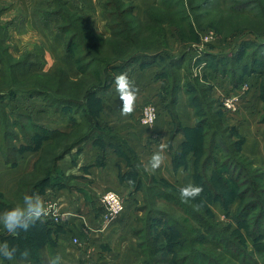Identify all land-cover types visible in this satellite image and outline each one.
<instances>
[{
  "label": "rangeland",
  "instance_id": "374dc122",
  "mask_svg": "<svg viewBox=\"0 0 264 264\" xmlns=\"http://www.w3.org/2000/svg\"><path fill=\"white\" fill-rule=\"evenodd\" d=\"M108 1L110 0H0V146L3 145L6 149L3 152L8 153L9 148L16 149L17 152L36 148L42 151L41 163L52 166L51 156L61 154L64 148H66L65 151H71L76 146V142L81 140L78 138L84 132L98 139L102 137L90 132L91 127L95 131H103V136L106 133L107 139L110 140L113 134L110 132L112 129L108 128L106 121L101 120H104L103 116L113 114V105L117 103L114 100L117 97L112 95L115 89V76L126 72L134 81L139 61L130 62L129 59L135 54L144 55L143 52L159 53L161 55L159 61L147 62L149 59L145 57L146 64L158 63L162 68V62L168 63L176 57L184 58L180 62V69L173 65L172 70L182 75L192 74L188 83L195 84L196 93L201 100H208L213 105L211 110L203 106L202 109L207 113H218L224 127L233 134L232 141L240 143L243 154L232 150L233 160L247 163L244 157L248 158L252 161V164L245 167L249 169L248 174L250 171L253 172V169L264 174V72L245 70L239 87H235L228 75H224L221 71L217 73L213 67V64L217 66L218 62L221 67L224 65L230 67L229 63L231 64L237 58H231V55L238 52L243 53L237 63L238 70L247 68L250 64L254 66L256 56L259 59L257 67H264L260 64V61L264 63V46H262L264 0H118L117 2L111 0L113 1L111 6L108 5ZM129 5L134 7L133 11L128 10ZM115 10L118 13L110 19L108 13ZM110 22L118 23L116 29L120 34L117 38L109 40L111 28L108 24ZM92 29L98 34L109 36L104 44L95 40L98 38L96 33H88L87 30L93 31ZM71 37H74L73 44L68 46ZM87 64V74L83 75L79 67H85ZM59 69L68 71L70 81L75 82L71 84L69 79H63ZM216 74L228 76L230 80L227 81L228 86L223 85L217 77L216 80L212 78ZM253 75L257 77H252ZM194 77L197 78V82L193 79ZM77 78L81 79L79 83L78 80L76 81ZM171 80H175L174 75ZM237 89L240 90L241 96L238 109L235 111L224 109L222 106L224 96L233 94L232 92ZM43 93H46V97ZM68 97L75 98L77 104L69 106L67 103L69 101L66 100ZM248 97L260 102L257 114L253 112L238 114ZM136 103L140 102L136 101ZM149 103L154 102L139 104L143 105L140 119L143 108ZM163 103L165 104L164 101ZM250 105V109H256L255 102ZM217 106L222 110V116ZM161 108L162 106H158L159 116ZM22 116L30 117L32 123L29 119L30 124L26 122L21 118ZM64 116L65 123L63 125L57 123L56 120ZM98 117H101V120ZM209 117L215 118L214 114ZM255 117L260 127H263V135H261L263 145H260L261 149L257 150L252 157L244 153L243 149L253 146L252 139L255 134L251 131L252 135H250L248 121L254 120ZM14 121L20 122L13 125ZM74 121L79 123L75 124ZM202 131L208 134L203 140V148L208 149L210 129L206 125ZM24 132L28 134L32 142H36L31 144L26 141ZM50 132H60L62 135L50 134ZM188 134L192 136V132ZM116 138L128 143L124 136L119 135ZM47 142L49 144H44ZM200 142L201 140H194L195 145ZM127 148L130 150V146ZM184 149L180 155L176 156V160L182 161V164L186 163ZM44 151L48 153L44 154ZM134 153L132 163L142 165L136 152ZM15 155H17L16 152H11L12 157ZM128 158V161L132 160L129 156ZM193 159L195 161V158ZM57 167L59 170V165ZM233 168L235 169V166ZM32 171L31 173L34 172ZM147 171L150 172V170ZM59 173L63 181L69 177L61 170ZM192 173L193 185L199 186L195 179V168ZM208 174L214 175L215 172H208ZM237 174L243 179L242 171ZM150 178L148 181L153 183ZM72 179H75L73 181L77 183L78 179L72 176L69 181L72 182ZM254 180L256 183L240 187L246 191H249L251 187L255 189L243 197L236 191L234 195L231 191L220 187L218 190L221 196H225H223L224 202L215 199L210 206L211 212L219 222V228L228 229L229 234L225 230L223 232L233 243L237 242L244 246L247 244L250 255L247 257L241 255L240 259H234L232 255L222 251L216 245H209L208 240L195 242L184 237L180 240L181 243L174 247L175 255L169 253L168 258L172 261L176 255L188 256L186 264H209L193 256L196 251H204L210 255L215 264H242L248 258L255 261L250 264H264V256L261 255L264 253L262 251L264 250V226L263 230L257 232L255 220L252 218L255 213L264 212V176L263 178L254 177ZM257 183L261 186L260 190ZM73 186L92 188L83 183ZM160 187L166 191L174 190L168 185ZM19 188L20 182L14 194H19ZM46 189L47 187L39 189L38 193ZM1 193L10 202L13 196ZM122 196L125 206L141 212L140 217L149 213V211L140 210L141 205L145 203V197L136 201L132 189ZM11 200H15V197ZM249 202H258L260 205L252 211L249 218L238 220L237 215L246 208L244 204ZM150 205L154 210L162 209L170 212L171 206L166 203L150 201L149 207ZM4 211L6 208L0 210V213ZM175 213L176 211L173 210V214ZM178 219L183 220V216L180 214ZM183 224L184 228H180L181 231L188 232L190 235L196 234L193 233L194 227L191 225L193 221L190 218L184 219ZM144 226L146 227V224ZM0 228L3 229V226L0 225ZM246 229L255 233L254 239L248 235ZM145 240L147 241V238ZM229 249L236 251L233 248ZM163 254L158 251V255ZM25 261L21 259L17 261V264H26ZM166 263L170 264L168 261L152 262V264Z\"/></svg>",
  "mask_w": 264,
  "mask_h": 264
},
{
  "label": "crops",
  "instance_id": "0c3cea01",
  "mask_svg": "<svg viewBox=\"0 0 264 264\" xmlns=\"http://www.w3.org/2000/svg\"><path fill=\"white\" fill-rule=\"evenodd\" d=\"M156 64L147 63L140 66L138 62L134 76L135 85L139 88L137 102L145 104L152 101L156 106H162L161 115L158 116L156 122L152 125L140 122L143 107L139 105L140 103H136L131 115H122V102L114 89L112 95L117 97L114 99L117 103L113 105V114L103 116L104 120H101V117L98 119L102 122L106 121L108 128L112 129L110 132L116 137L124 136L128 143L116 138L113 134L108 140L106 133L103 136V131H95L91 127L90 132L102 137L98 139L88 134L77 141L71 151L64 152L58 158L57 166L59 165V170L69 176L67 180H61V184L53 183L54 185L47 186L45 191L35 193L43 198L46 206L48 199L58 201L60 210L66 213L65 218L57 222L50 221L46 217L40 220L49 223L48 226L51 229V237H48L47 246H43L42 250L46 263L59 256V264H140L142 250L135 230L141 212L125 206V209L115 219L106 222L100 194L113 190L123 195L132 189L136 201L144 198V190L137 178L140 177L143 169H146L153 152L158 150L162 138L163 142L168 144L167 159L160 169L155 171L149 169L150 172L157 179H166L179 187L194 183L192 173L194 151L190 150L188 155L186 154L185 164H182V161L178 163L176 156L183 152L188 133L196 127L197 115L184 89L178 91L173 110L166 105L168 99L164 88L166 77L163 76V69L160 65ZM216 77L222 81L223 85L228 86L227 81H230L228 76L216 74L212 78L216 80ZM252 77H257V75ZM249 102L250 104L255 102V110L249 108L252 106ZM258 103L260 102L248 97L238 114L245 112L257 114L260 107ZM65 120L64 116L56 121L63 125ZM248 124L250 135L252 132L255 135L252 139L253 146L249 149L245 147L243 152L253 157L257 150L261 149L260 145H263L261 141L263 127H260L256 117L254 120L249 119ZM127 146H130L131 151ZM29 149L18 152L16 150V161L12 163L8 162L0 147V193L4 192L14 198V191L21 178L35 168V162L41 157L42 151L36 148ZM186 151L187 148L184 149V152ZM134 152L142 165L132 163ZM128 156L133 159L128 161ZM72 176L78 179L77 183L90 185L92 188L73 186L77 183L73 181L75 179H72V182L69 181ZM3 229L0 228V244L8 243L9 239L18 238V232L10 234ZM35 244L36 242L29 244L33 247L32 250L36 249ZM49 246L56 255L49 254ZM25 263L31 264V261L26 259ZM0 264L17 263L0 256Z\"/></svg>",
  "mask_w": 264,
  "mask_h": 264
},
{
  "label": "trees",
  "instance_id": "16d2710c",
  "mask_svg": "<svg viewBox=\"0 0 264 264\" xmlns=\"http://www.w3.org/2000/svg\"><path fill=\"white\" fill-rule=\"evenodd\" d=\"M118 0H115L117 2ZM113 4V1H108V5L111 6ZM128 10H134V7L129 5ZM112 11V13H108V17L111 19L117 14L118 11L115 10V12ZM246 12V11H245ZM257 17V15H255ZM111 28V34L109 36H106L104 34H98L93 29L87 30L89 34H92L93 32L97 34V37L95 40H99L100 44H104V42L107 40V38L110 40L112 38H117L119 36V31L116 29L118 26L117 22H110L108 24ZM92 32V33H90ZM191 32V31H190ZM75 37V36H74ZM74 37L69 40L68 46H72ZM72 43V44H71ZM264 46V43L263 45ZM71 49V48H70ZM241 52V51H240ZM244 52V51H243ZM144 55L135 54L132 56L129 60L130 62L139 61L141 65H145L146 62L144 61V58H148L149 61L147 62H154L159 61L161 58V55L159 53H147L143 52ZM261 54L260 52H258ZM257 53V55H258ZM235 54V55H234ZM231 55V58L235 61L232 62L230 67L227 65H224L221 67L220 62H218L217 66L213 64V67L215 68V71L219 73V71L223 72L224 75H228L230 77L231 82L239 87L240 81L242 79V76L245 70H248L247 72L259 71L264 72V67L261 66L260 68L257 67V61L258 56H256L257 60L254 66L252 64L248 65L247 68L239 69L237 68L238 61L242 58L243 53H234ZM241 54V55H240ZM89 56V55H88ZM79 59V58H78ZM181 60H184V58L180 59L178 57L174 58L173 60H170L168 63L162 62V69H163V76H165V82H164V88L165 92L168 94V99L166 105L169 106L171 110H173L175 102L177 101V93L179 90L184 89L188 93V99L190 104L194 107L195 113L197 115V124L196 127H194V130H190L192 132V136L188 134L187 139L185 141V146L187 148V151L185 154H187L190 150L194 151L195 154V161H194V168H195V179L199 183V186L203 189L198 197L195 199H190L187 202H183L180 198L179 189L177 185L167 181L166 179H157L152 172H148L147 170L143 169V172L141 173L139 179V185L144 190V197H145V203L141 205L140 210L147 212V215L140 217L139 216V222L138 226L135 230L136 235L139 238V246L142 250V259L140 264H152L157 262H166L170 264H186V261L188 260V256L182 257L177 256L175 258H172V261L168 258L169 253H173L175 255V249L177 245L181 243V239L184 237L186 239H190L191 241L195 242H202L205 240H208L209 245H216L219 249L222 251H225L232 255L234 259H240V256L243 255L247 257L250 255V253L247 251L248 246L240 244V243H233L230 241L229 236L226 235L229 234V231L227 228L224 230H221L219 228V222L215 218V215L211 212V202L213 200H220L221 202H224V195L221 196V193H219V188H224L226 191L229 190L235 195V191L241 196H246L247 193L250 191L255 190L253 187L249 189V191L246 189H242L243 185H251L252 183H256L254 180V177H262L264 174L260 171L253 172L250 171V174H248V170L245 169V167H248L250 164H252V161H250L248 158L244 157V160L247 161L244 163H240V161H234L233 160V154H231L232 150L237 151L240 154L242 153V148L240 147V143L238 141H232V135L227 130L226 127H224V124L222 122L221 117H218V113H213L215 118L209 117V115H213L211 113H207V111H204L202 109L203 107L207 108V110H211L213 108V105L208 100H201L199 98V95L196 93V86L195 84L188 83V80H191L190 77L192 74H178L175 72V70H172L173 65L177 66V69H180V62ZM223 60V59H222ZM95 61V60H94ZM260 64L264 65L263 61H260ZM87 67L88 64L85 67H79V69L82 70V74H87ZM259 68V69H258ZM61 71V74L63 76V79H69L68 71L64 69H59ZM173 75L175 76V80L172 81ZM208 75V74H207ZM196 82L198 81L196 77L193 78ZM78 80V81H77ZM187 80V81H185ZM71 84L75 81L68 80ZM76 81L79 83L81 81L80 78H77ZM190 82V81H189ZM96 85V83H95ZM87 89V88H86ZM86 89L84 91H86ZM264 90V86H263ZM42 94V93H41ZM43 95L46 97V93H43ZM264 95V91H263ZM200 99V100H199ZM66 100L69 102L68 105L72 106L73 104H77V101L73 97H68ZM264 100V99H263ZM66 103V102H65ZM80 103V102H79ZM81 104V103H80ZM67 105V104H66ZM203 106V107H202ZM218 108V106H217ZM218 112L220 113V116H222V110L218 108ZM26 122L29 123L28 119L32 123L30 117L28 116H22ZM201 118V119H200ZM264 119V118H263ZM20 121H14V124H19ZM75 124H78V121H74ZM4 127H6V122H4ZM12 126V124L8 123ZM30 124V123H29ZM32 125V124H31ZM210 129V138H209V144L210 147L208 149L203 148L204 143V137H206L208 134L202 133V129L204 126H206ZM37 127L36 125H34ZM78 126V125H76ZM76 128V127H75ZM9 134L12 135V133L9 132ZM50 134H56V135H62V133H51ZM24 136L26 138V141H29L31 144H34L36 141H31L29 139V136L26 132H24ZM87 134L84 132L80 135L78 139H82L86 137ZM201 140V142L197 145H195L194 140ZM239 143V144H238ZM49 144V142L44 143ZM242 144V142H241ZM2 150L6 151L5 146H0ZM233 147V148H232ZM16 148V147H15ZM66 148H64V151L61 152V154H54L51 156L50 163L52 166H47L46 164H42L41 160L43 159V154L41 158L38 160L37 164L35 165L34 172L25 174L21 180H20V191L19 194H15V200L8 201L2 193H0V210H9V208H12L17 205V203L22 204L23 203V197L25 195H33L38 192L39 189L45 188L47 186L54 185L53 183H60L61 180H63L62 177H60V173L57 167V161L58 158L64 154ZM204 151V154H203ZM11 152H16V149H8V153H5L6 159L8 162L15 163L16 161V155L14 157L11 156ZM47 154L48 152L44 151V154ZM203 154V155H202ZM243 154V153H242ZM131 156V154H130ZM179 163V161H178ZM231 164V166L229 164ZM235 166V169L233 168ZM247 170V171H246ZM251 170V169H250ZM243 173V179L242 176L237 174L238 172ZM208 172H212L215 174L209 175ZM38 173V174H37ZM233 174H235L233 176ZM260 174V175H258ZM250 175V176H249ZM152 178L153 183L148 181L149 178ZM150 178V179H151ZM170 186L173 187L174 190L166 191L160 186ZM258 184V183H257ZM259 190L261 186L258 184ZM172 188V189H173ZM228 191V192H229ZM227 192V193H228ZM224 196V197H223ZM228 196V194H227ZM252 196H255L252 194ZM223 198V199H222ZM153 199V200H152ZM147 201V204H146ZM159 202V203H166V205L173 207L175 214H173V210L170 208V212L167 210H154L152 206L149 207V202ZM9 202V203H8ZM8 203V204H7ZM246 208L243 209L242 212H240L239 215H237L238 220H246V218H249L251 216L252 211L259 206L258 202H249L245 203ZM248 209V210H247ZM183 216L182 219H178L179 216ZM190 218L193 221V233L196 234L190 235L188 232H183L180 230V228H184L183 221L184 219ZM255 220V230L257 232L263 230L264 226V212L255 213V215L252 217ZM52 221L51 219H49ZM146 224V227L144 226ZM49 223H45L43 221L37 220L32 226L27 230H18L19 235L18 238L15 239H9L8 242L9 247H15L17 249L16 254L14 256L13 261L17 263V261L21 259H28L31 261V264H46V259L43 253V246L47 244L48 237H51V229L48 226ZM144 224V225H143ZM198 229V230H197ZM247 230V229H246ZM255 231V232H256ZM28 232V233H27ZM146 232V233H145ZM202 232V233H201ZM248 235L252 236L253 239L255 238V233H252L250 230H247ZM27 233V234H25ZM143 233H145L143 235ZM8 236V235H7ZM141 236V237H140ZM144 236V237H143ZM147 238V241L145 240ZM31 242H36L35 245L36 249L32 250V246L29 245ZM232 242V243H231ZM47 246V245H46ZM229 248H233L236 251H230ZM49 254L50 255H56L55 251L49 246ZM158 251H161L164 253L163 255H158ZM264 251V250H262ZM261 252V251H260ZM194 257L197 256V258L201 259V261L209 263V264H215L212 258H210L207 253L196 251L194 252ZM264 253H261V255ZM170 257V256H169ZM254 263V259H246L245 262L242 264H250ZM167 264V263H166Z\"/></svg>",
  "mask_w": 264,
  "mask_h": 264
},
{
  "label": "clouds",
  "instance_id": "9594fccd",
  "mask_svg": "<svg viewBox=\"0 0 264 264\" xmlns=\"http://www.w3.org/2000/svg\"><path fill=\"white\" fill-rule=\"evenodd\" d=\"M114 87L120 101L122 102L121 114L131 115L135 110L138 99L139 88L131 80L126 72L120 73L114 78ZM168 144L163 142V138L158 145V150L151 155L145 170L155 171L164 164ZM203 189L200 186L188 184L179 189L180 198L183 202L198 197ZM48 209L43 198L39 194L25 195L23 203L17 204L9 210L0 213V225L10 234L17 233L18 230L27 231L32 224L42 217L47 216ZM17 249L9 247L7 242L0 244V256L7 260H13ZM60 257L53 258L50 264H59Z\"/></svg>",
  "mask_w": 264,
  "mask_h": 264
},
{
  "label": "built area",
  "instance_id": "2783aa9c",
  "mask_svg": "<svg viewBox=\"0 0 264 264\" xmlns=\"http://www.w3.org/2000/svg\"><path fill=\"white\" fill-rule=\"evenodd\" d=\"M232 93L233 94L225 95L222 100L223 108L229 111L237 110L241 100L239 89ZM158 116V106L154 103H149L143 108L140 121L144 124L152 125L156 122ZM101 203L104 207V217L106 222L115 219L125 209L124 197L113 190L106 191L102 194ZM46 207L48 209V214L45 216L46 218L55 222L65 218L66 213L60 210L58 201L48 199Z\"/></svg>",
  "mask_w": 264,
  "mask_h": 264
}]
</instances>
